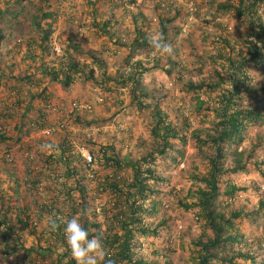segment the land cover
<instances>
[{
    "label": "trees",
    "instance_id": "trees-1",
    "mask_svg": "<svg viewBox=\"0 0 264 264\" xmlns=\"http://www.w3.org/2000/svg\"><path fill=\"white\" fill-rule=\"evenodd\" d=\"M41 1L46 2V0ZM91 1L95 2L96 0ZM127 1L129 3L136 2V0ZM219 1L215 5V9L220 11L231 9L234 10L235 17L245 19L248 26L245 38L246 54L248 59L258 64L264 48V22L258 8L260 4L264 3V0ZM118 5L123 6L122 4ZM160 5L161 0L156 1L155 7L158 8V11ZM168 7L169 11L171 7L170 5ZM39 10L41 15L35 23L42 31V35L38 42L34 41L36 45H28L23 53V58L30 57L33 60L34 57L38 56L37 48H46L44 42L50 37L51 20H54L52 12H44L43 8H39ZM168 11L162 10L157 13V33H162L165 41L169 44L172 42L170 39L171 31L175 33L179 29L176 26L171 29L170 26L175 21L177 12L175 16L170 17ZM46 16L50 17L49 21L46 20ZM112 20L113 15L109 18L100 19L96 25L100 24L99 29L102 33L113 37L118 45H123L121 38L114 35ZM134 22L133 41L129 45L130 52L125 58V65H129V70L126 73H120L116 85L126 88L130 92L131 100L140 109L151 106L153 124L149 129L150 147L145 149V154L137 157L120 156L112 143H98L91 138L84 137V140L90 145L98 144L97 154L90 149L92 156L90 162H96L105 169H111L109 173L96 174L95 171H89L90 164L86 163L80 152L75 151L68 140V135L60 133L59 140L54 144H51L49 139L45 140L46 144L38 142L39 148H44V146L53 148L42 149L39 153L35 151L32 158L23 160L24 175L16 178L15 183L22 186L25 193H37V184L48 179L49 175L45 172L48 169L54 174V183L57 184L54 185V188L47 187L46 189L52 191L56 203L39 202L35 197L34 200L23 204L21 208L17 206V214H14V209L1 200V242L7 240L8 236H14L17 243L23 245L26 242L23 236L27 234L32 236L37 244V248L32 245L25 246L22 256L16 257L17 264H43V261L49 260V258L50 264H76L66 243L64 225L61 224L57 230H52L49 226L50 221L56 217L62 216L67 219L73 215L79 217L90 237L96 234L102 235L108 258L114 264H170L164 254L159 257L158 248H153L152 255L147 257L142 251L139 237L146 240L149 237L151 239L157 238L168 226L169 217L159 219L156 223L149 220L156 214L158 208L162 207V201L159 200L158 196L163 193V190L159 185L165 183L169 178V176H164L163 173L158 172L157 158L159 156L165 158L171 155L174 161L177 154H183L178 145L180 143L183 145L187 141V132L191 129V122L180 108L177 109L175 118H171L159 101L146 102L150 93L141 88L142 75L154 69L157 64H163V70L167 74H171L172 68L177 62L172 55L166 54L163 59L156 55L157 53L151 56V63L144 62L142 59H133L134 52L139 49L153 50L148 43L149 35L146 33L143 21ZM4 38L5 35L0 29V43ZM217 40L222 42L230 53L233 51V45L228 34L219 35ZM69 41L70 39L63 44L64 52L61 56V59H65L66 62H53L50 66L45 63V69L41 74L50 76L52 80L65 88L74 82L75 75H82L85 79L91 80L95 86L102 87L105 92L111 90L106 86V81L111 80L110 76L106 75L104 71L100 76H97L92 66V63L98 66L105 65L101 52L88 49L91 63L80 60L77 54L81 53L83 48L80 44H71ZM215 57L222 58V52L218 51L217 55H212L211 58L214 59ZM248 59L246 60L242 56L239 59L237 56L228 55L230 71L227 76L218 74V79L215 81H188L184 85V90L190 93L201 90L216 92V99L212 104L203 102L197 97L196 105L190 112L192 115L201 114L202 116H206L210 112L213 113V119L205 130H191L190 139L193 140L199 155L206 159V170L191 174L199 182V185L189 188L187 198L179 200V204L184 209H197V214L203 221L204 229L198 232L196 236L191 237L190 264H264L263 257L257 260L258 256L262 254L259 250L261 247L260 240L257 239V243L253 244L250 238L238 227L236 221L241 217H250L252 220L262 218L264 226V200L260 199L247 211L242 206L237 209L230 208L229 214H225L230 206L229 200L234 197L233 195L237 191H242L245 187L232 182L230 179L222 178L227 173H235L245 169V165L248 163L253 162L256 167L260 168V163L263 164L264 162L258 161L257 158L252 159L251 153H248L242 162L237 158L236 148L229 150L230 153L226 152L233 143L237 144L242 141V135L249 126L264 125V106L259 104L243 105L241 103L243 95L264 94V84H250L251 78L241 70ZM4 74V69L0 68V86L9 88L15 100L3 101L4 106L0 108V142L14 140L18 144L19 150L24 154L25 151H32L34 146L28 143L24 144L20 135L15 137L8 135L2 122L16 116L19 108L24 106V111H20V121L15 124V129L20 131L21 135L29 137L33 132L49 127L51 121L47 119L48 110L46 106L53 96L48 91L46 84L39 87L43 82L39 85L36 84L38 85L37 88H40L38 92H30L26 89V84L33 85L32 83L37 81V72L35 71L28 70L23 74H8L5 79L3 78ZM180 79L181 76L178 80ZM25 89L28 94L24 93ZM27 97L28 102L24 105V100ZM35 100L43 102V105L40 107L38 103H35ZM27 112L28 114H26ZM72 116L76 124L90 125L93 123L87 119V115L78 111L74 112ZM33 145L36 146V144ZM172 151L176 153L172 154ZM7 155L6 158H0V166L3 164L7 168L8 165L15 163V160L10 155L7 157ZM228 155H231L232 158L227 165H224L223 160ZM40 163L44 166L41 168L44 172L36 168V164ZM261 170L260 172L264 176ZM89 174H92L93 178H90ZM92 179L96 181V188L88 187L89 180ZM222 184H224L223 189L221 188ZM93 192L98 195L106 193L109 197L100 209L89 208L90 202L94 200ZM3 196L1 193L0 199H3ZM58 197L62 199L59 201ZM222 205L224 210L218 209ZM47 216V224L42 229H38V223ZM42 243L45 244L46 250L44 252L38 250L42 247ZM60 245L63 249L61 252H57V247ZM17 251L16 246L11 248V253L19 254Z\"/></svg>",
    "mask_w": 264,
    "mask_h": 264
},
{
    "label": "rangeland",
    "instance_id": "rangeland-1",
    "mask_svg": "<svg viewBox=\"0 0 264 264\" xmlns=\"http://www.w3.org/2000/svg\"><path fill=\"white\" fill-rule=\"evenodd\" d=\"M156 1L158 0H136L135 3H129L127 0H96L95 2L91 0H46V2L41 0H0V29L5 35L4 40L0 43V68L5 71L3 78H7L8 74H23L28 70L35 71L38 79L32 83L33 85L26 84V89L30 92H38L40 88L37 87L39 83L43 82L39 87L46 84L48 91L53 96L46 106L47 119L51 121L50 126L33 132L29 137L21 135L20 131L15 129L16 122L20 121V111H24V106L19 108L13 118L1 121L8 135L14 137L20 135L24 144L28 143L34 147L32 151H25L22 154L14 140L0 142V158H6V154H8L7 157L10 155L15 160V163L8 165L7 168L3 164L0 166V195L1 193L4 195L3 199H0V206L1 200H3L7 206L14 209V214H17V206L21 208L23 204L34 200L35 197L39 202L56 203L52 191L46 189L47 187L54 188V185L57 184L54 183V174L48 169L45 170L49 175L48 179L37 184V193L34 194L25 193L24 188L15 183V179L24 175L23 160L32 158L35 151L39 153L42 149L53 148L45 146L39 148L38 142L45 143V140L49 139L51 144H54L59 140L60 133L68 135V140L75 151H84L90 156V149L97 154L98 144L92 146L84 140V137L91 138L98 143H112L120 156L137 157L145 154V149H148L151 143L149 129L153 124V110L151 106L141 109L137 107V104L131 100L130 92L126 88L116 85V82L121 72L126 73L129 70V65H125V58L130 52L129 45L133 41L134 21H143L148 35L157 33V13L162 10L167 12L168 5H170L169 16H175L177 12V17L170 26L171 29L176 26L179 30L175 33L171 31L172 42L169 43L173 47L174 55L172 56L177 63L173 66L171 74H167L163 70V64H157L154 69L145 72L141 77V88L150 93L146 102L159 101L171 118H175L177 109L180 108L183 114L189 118L191 129L187 132V141L183 145L182 143L178 145L183 154H177L174 161L171 155L157 158L158 172L169 176V178L165 183L159 185L163 190V193L158 196L162 201V207L158 208L156 214L149 220L156 223L159 219L169 217L168 226L157 238L149 237L146 240L139 237V240L142 251L147 257L152 255L153 248H158L159 257L164 254L170 264H190L191 237L196 236L204 229L203 221L197 214V209L186 210L179 204V200L187 198L189 188L199 185V182L191 174L206 170L207 161L199 155L193 140L190 139L191 130H205L213 119L212 112L206 116L192 115L190 112L196 105L197 97L203 102L212 104L216 99V92L201 90L190 93L184 90V85L188 81H215L218 79V74L227 76L230 71L228 55L237 56L239 59L242 56L247 60L249 57L246 54L245 38L248 26L244 18L234 16V10L215 9L219 0H161L159 11L155 7ZM39 8H43L44 12H52L54 17V20H51L50 37L44 42L46 48H37L38 56L33 60L30 57L23 58V53L28 45H36L34 41L38 42L42 35V31L35 23L41 15ZM258 11L264 22V3L260 4ZM111 15H113L112 30L115 36L121 38L123 45H118L113 37L102 33L99 29L100 24L96 25L100 19L109 18ZM46 20L49 21L50 17L46 16ZM224 34H228L232 42L233 51L231 53L228 48L223 46L222 42L217 40L219 35ZM68 39L71 44L78 43L83 48V51L77 54L80 60L91 63L88 49L101 52L105 65L98 66L92 63V66L97 76H100L103 71L110 76L111 80L106 81V86L111 90L105 92L102 87L95 86L91 80L85 79L82 75H75L74 82L65 88L52 80L50 76L41 74L45 69V63L50 66L53 62H66L65 59H61V56L64 52L63 44ZM218 51L222 52L223 57L212 59V55L216 56ZM153 53V50L142 48L134 52L133 59H142L144 62L151 63V56L155 55ZM156 55L163 59L166 56V54L160 53ZM241 70L251 78L250 84H264V48L258 64L248 59ZM180 76L181 79L178 80ZM26 89L24 93L28 94ZM259 99L261 101H258ZM13 100L15 97L10 93L9 88L0 86V108L4 106L3 101ZM24 101L25 105L28 102V97ZM35 103H38L40 107L43 105L41 101ZM74 103L78 105V108L74 106ZM241 103L264 106V94L243 95ZM82 104L89 105V109L85 110L79 107ZM76 111L87 115V119L93 123L90 125L74 123L72 114ZM41 136L44 137L40 138ZM242 136V141L237 144L233 143L226 152L230 153L229 150L236 148L237 158L242 162L248 153L252 154V159L257 158L260 162L264 161V125H251ZM175 153L172 151V154ZM231 158V155L225 157L224 165H227ZM86 163L90 164L89 171H95L96 174L111 172V169H105L96 162L86 161ZM259 166L262 170L251 162L246 164L243 170L222 176L223 179H230L245 187L244 190L237 191L233 195L234 197L229 200L230 206L225 214H229L230 208L237 209L242 206L247 211L260 199L264 200V176L260 172L261 170L264 173V162ZM36 168L39 170L44 166L40 163L36 164ZM92 176L89 174L90 178H93ZM95 183L94 179L89 180L88 187L96 188ZM221 188H224V184L221 185ZM92 196L94 200L90 202L92 205L89 204V208L100 209L101 205L109 199L106 193L98 195L93 192ZM61 199L58 197L59 201ZM223 201L225 203L224 198ZM222 208L223 205L218 209L224 210ZM47 221L48 216L38 223L37 228L42 229ZM236 221L238 227L253 244L257 243V239L260 240H258L261 244L259 250L263 254L264 226L262 218L252 220L250 217H241ZM23 238L26 240L23 245L18 244L14 236H8L7 240L2 242L0 239V264H17L16 257L22 256L25 246L32 245L37 248L32 236L26 234ZM41 245L42 247L38 250L44 252L45 244ZM15 246L18 248L19 254L11 253V248ZM62 249L61 245L58 246L57 252H61ZM262 254L258 256L257 260L264 258V254ZM34 255L36 254L34 253ZM49 260H44L43 264H50Z\"/></svg>",
    "mask_w": 264,
    "mask_h": 264
},
{
    "label": "clouds",
    "instance_id": "clouds-1",
    "mask_svg": "<svg viewBox=\"0 0 264 264\" xmlns=\"http://www.w3.org/2000/svg\"><path fill=\"white\" fill-rule=\"evenodd\" d=\"M148 43L154 50L153 54L174 55L172 45L168 44L162 33H153L148 36ZM64 225L66 243L76 264H114L108 258L101 234L89 236L88 230L81 224L78 216L71 218L56 217L50 221L52 230Z\"/></svg>",
    "mask_w": 264,
    "mask_h": 264
},
{
    "label": "built area",
    "instance_id": "built-area-1",
    "mask_svg": "<svg viewBox=\"0 0 264 264\" xmlns=\"http://www.w3.org/2000/svg\"><path fill=\"white\" fill-rule=\"evenodd\" d=\"M74 106H75L76 108H78V105H77L76 103H74ZM79 107H81L82 109H85V110H88V109H89V105H84V104H82V105L79 106ZM80 153H81L82 157H84V159H85L87 162H90V161H91V156H90L89 153L84 152V151H82V152H80Z\"/></svg>",
    "mask_w": 264,
    "mask_h": 264
}]
</instances>
